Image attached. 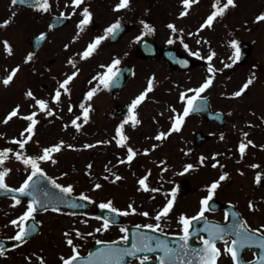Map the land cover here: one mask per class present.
Wrapping results in <instances>:
<instances>
[{
	"label": "rangeland",
	"instance_id": "rangeland-1",
	"mask_svg": "<svg viewBox=\"0 0 264 264\" xmlns=\"http://www.w3.org/2000/svg\"><path fill=\"white\" fill-rule=\"evenodd\" d=\"M117 2L83 0L75 14H70L73 7L70 0L67 6L65 0H49L51 7L47 12L19 8L11 0H0V81L19 65L8 85L0 82V150L8 145L11 137H21L20 133L29 123L23 116L36 111L38 123L32 138L26 143L24 155H41L44 147L63 141L60 150L52 153L56 163L42 161L40 166L47 176L58 183L72 184L74 195L83 192L93 201L90 210L82 216L66 210L35 213L36 221L41 224L40 233L25 245L6 251L4 256H0V264H41V258L44 264H62L61 257L67 258L72 254L71 246L66 243L69 237L79 246L77 251L81 255L87 254L90 247L98 244L97 241L122 242L120 237L126 233H122L120 228L155 223V213L172 198L173 187L177 189L173 207L167 217L162 218L160 225L164 232L182 233L178 222L180 214L188 217L196 215L201 199L207 195V186L224 172L228 176L220 182L213 197L219 203L234 204L252 226L259 228L264 225V182L256 180L257 175L264 180V148L259 147L264 146V20L255 19L264 13V0H234L235 7L229 6L222 17L214 19L211 28L205 26L203 29L200 25L213 11V0H197L183 17L179 15L183 10L181 0H131L130 8L119 12L114 11ZM85 6L92 12L95 21L92 27L87 25L79 30L77 25ZM61 11L71 20L52 31L50 19L60 15ZM118 17L121 25L127 26L121 39L111 44L106 38L92 55L82 59L79 54L87 44L102 35L103 30ZM5 20L9 21L7 25L3 24ZM141 20L153 27L151 34L159 46L168 45L167 41L172 39L171 45L181 52L199 51V56L205 60L187 72H177L161 59L139 58L141 40L136 41L134 37L144 31ZM169 23L175 25L176 32L167 27ZM44 32L49 34V38L35 52L30 44L31 37ZM189 33L192 35L189 36ZM233 39L238 41L239 48L244 43L252 47L243 64L238 60L233 62L235 49L230 43ZM5 41L11 46V54L4 49ZM66 44L67 48L64 47ZM184 44L188 47L185 48ZM30 52L33 57L25 62ZM211 53L215 55L209 61L206 57ZM69 58L75 68L68 63ZM113 59L120 60L117 69L125 64L135 67L134 78L116 96L98 81L92 80L97 73L106 72ZM207 63L212 65L214 72L208 71ZM76 69H79L78 74L67 85L70 93L61 90L59 100L54 101L52 97L60 80ZM208 76H212L214 86L206 96L213 110L226 114L227 123L220 127L206 122L203 117L188 115L179 131L173 130L166 138L156 140L157 132L168 131L172 118L183 112L186 102L178 94L193 95L186 90L198 87ZM252 76L254 79L247 92L233 97L231 93L238 91ZM150 78H154L152 90L134 109L140 123L133 127L131 121L114 116L113 109L130 105L137 95L145 91ZM93 87L98 91L90 101L85 102L92 105L90 119L84 122L81 117L77 121L80 124L77 131L71 120L80 115L79 104ZM29 90L36 98L48 102L53 115L38 110L34 100L26 96ZM17 105L18 115L3 123L5 116ZM122 123L127 139L118 146L113 137L116 127ZM199 129L211 138L196 146L194 137ZM105 140L109 143H96ZM247 140H252L253 145H248L241 156L239 144H247ZM86 144L92 147H84ZM153 145L156 147L153 148ZM127 147L137 153L131 162L126 160ZM145 149L149 150L147 154H144ZM214 163L215 167L212 166ZM89 164L91 168L87 167ZM187 164H192L193 168L184 172ZM253 164L257 167H251ZM3 166L9 169L6 181L12 187H19L30 172V168L15 156L6 159ZM141 177H147L149 189L157 191L143 190L138 184ZM185 180L188 191L180 193ZM96 183L101 185L99 189L94 188ZM109 200L118 209L127 210L132 204L137 211L123 215V223L119 226L110 225L108 229L96 232L95 229L103 221L96 219L95 212L99 203ZM26 207V200L15 204L9 197L0 198L1 237H14L18 229L9 221L21 215ZM145 211L149 213L148 217L140 214ZM204 213L208 218L223 220L222 209ZM74 229L81 233L80 237L75 235ZM221 248L223 257L219 264H232L225 255L224 247Z\"/></svg>",
	"mask_w": 264,
	"mask_h": 264
},
{
	"label": "snow or ice",
	"instance_id": "snow-or-ice-1",
	"mask_svg": "<svg viewBox=\"0 0 264 264\" xmlns=\"http://www.w3.org/2000/svg\"><path fill=\"white\" fill-rule=\"evenodd\" d=\"M11 3L13 5L17 3H29V0H11ZM31 6L34 8L47 12L50 10V3L49 0H30ZM72 7V13L75 14L76 8L83 4V0H70ZM181 3L183 5V10L180 11L179 15L181 17L185 16L189 10V7L192 4L197 3V0H181ZM68 0H65V5L67 6ZM131 6V0H118V2L114 5V11H121L124 9H128ZM229 6L235 7L234 0H213L212 3V9L213 11L206 17V19L203 21V23L200 25V29H203L205 26H208L209 28L212 27L213 21L217 17H222L225 14V11L229 8ZM82 19L79 20L77 28L79 30H83L85 26H87L92 19V12L89 10L87 6L83 7L81 10ZM65 16V13L63 11L60 12V16L57 17V22L60 21L62 17ZM257 21L264 20V13H261L256 16L255 18ZM9 23L8 20L3 21L4 25H7ZM140 24L143 26L144 31H142L139 35L134 37V40L140 41L142 36L145 34V32L151 33L154 31L153 27L149 25L144 20L140 21ZM51 27V25H50ZM169 29H171L173 32H176L177 29L175 25L169 23L167 25ZM122 25L121 20L118 17L113 23L109 24L104 30L102 35H98L94 37V39L89 42L86 46V48L83 50L82 53L79 55L82 59L88 58L92 53L97 49V47L100 45L102 41H104L106 38L114 37L117 33L121 31ZM182 31V30H180ZM199 31V30H198ZM44 33L40 34L39 39L44 38ZM189 36L192 35V33L188 34ZM76 37H73L75 39ZM199 43V41H197ZM168 44H172L173 40L169 39L167 41ZM181 43H183V40L181 39ZM231 46L235 49V55L232 58L233 62L239 59L240 57V48L238 46V41L233 39L230 41ZM65 48L68 47L66 44L64 46ZM184 47L187 48L188 46L184 44ZM4 49L6 52L11 54V46L7 41L4 42ZM191 55L193 56H199V51L192 52ZM215 55V53H211L206 57L207 60L211 61L212 57ZM33 57V53H28L26 57V61L31 60ZM69 64H72L75 68V64L72 61L71 58L68 60ZM180 63H186V61H180ZM120 64L119 59H113L109 65H107V71L103 73H97L95 76L92 77V80H96L99 82V84L103 85L104 88H109L117 81L118 76V69L116 68L117 65ZM230 65H226V67H229ZM101 67H104L103 65ZM19 65L14 67L11 72L5 76L2 81L4 85H8L10 81L13 79V76L18 71ZM79 69H76L75 71L71 72L69 75L66 76V78L59 83V87L55 90V93L52 97L54 101H58L61 96V90H63L64 93L68 94L70 93V89L67 87L69 85L70 81L73 80V78L78 74ZM208 71L210 73L214 72V69L211 64L208 66ZM153 79L150 78L147 82V88L145 91H142L139 95H137L129 105V116L128 120L131 121V124L133 127H135L137 124L140 123V121L137 119V116L135 112L133 111L146 97V93L148 91H151L153 88ZM254 79V76L249 77V79L241 86V88L238 91H235L231 93L233 97L240 96L245 89L248 88V86L252 83ZM91 83V81L89 82ZM212 84V76H208L198 87L194 89H187V92H192L193 95L186 96L184 92H181L180 99L182 101H185V107L183 108V112L180 114H177L174 118H172L171 127L168 131H161L156 134L154 137L156 140H162V138H166L171 131H179L181 128V125L184 121V118L187 117L192 111H200L202 110L205 105L203 103L204 97L200 94L203 93L206 89L210 87ZM98 91V88L93 87L84 95V101H82L79 104V108L81 109L80 115L76 116L74 119L71 120V124L76 128L77 131L80 130V124L77 123V121L81 120V117L83 118L84 122H87L90 119V110L92 108V105L90 103H85L87 101H90L93 97V95ZM26 96L32 98L34 100V103L36 106H38L39 111H44L47 115H53V110L48 107V102L45 99H38L34 96V94L31 92V90L26 92ZM69 111L72 110L71 106H69ZM19 111V105L14 107L4 118L2 121L3 123H7L9 119L12 117H15L18 115ZM172 111L175 113L176 110L173 108ZM37 116V112L33 111L29 113L26 116H23V119L29 121L26 128L20 133L22 139H15L13 138V141L19 145L20 149H24L25 144L28 140H30L34 134V127L38 123V121L35 119ZM127 122V121H126ZM67 127V125H65ZM123 123L118 125L115 129V136L113 139L115 140L116 144L122 145L124 141H126L127 137L123 134ZM25 133H27V136H25ZM245 136H247V133H244ZM63 141H60L59 143L55 145H51L48 147H44L42 149V154L38 156H31V155H23L20 151L13 152L10 148H4L0 150V166H2L5 162V160L8 158V154L10 152H13V155L15 156V159L22 161V163L30 168V172L26 176V178L23 180V182L20 184L19 187H10L5 182V175L9 171L8 168H4L3 171H0V192L4 194L12 193V194H20V195H27L31 197V199L27 202L26 209L22 212L21 215H19L17 218L12 219L9 221L11 225L16 227L18 230L15 232L14 237H11V239H14L16 241L23 242L25 237L28 236L29 232H35L37 231V225L39 222L33 223L31 226V229L26 228V222L30 219H34V213L37 211V206H39L43 210H47L48 206H51L53 201H56L57 203H64L65 198L64 196L57 197L54 193H51L50 191L45 190L43 187H41V180H46L49 184H51L55 189H58L60 193L65 194V196H70L73 192V185L67 184L62 185L60 183H57V181L47 176L44 169L40 166V162L42 161H51L52 163H56L55 159L52 156V153H55L60 150L61 146L63 145ZM97 144H107L109 141H96ZM248 145H253L252 140H247V144L244 142H241L239 144V152L241 156H243L245 149ZM67 147L72 148L73 145H68ZM84 147H92V145H84ZM156 146L153 145V148ZM264 147V146H262ZM148 149L144 150V154L148 153ZM137 153L133 150L131 147H127V157L126 160L128 162H131L133 157ZM201 162H203V157L200 158ZM118 162H124V161H118ZM160 163H164V161H160ZM216 163H219L218 161ZM216 163H214L212 166L215 167ZM88 168H91V164L87 166ZM223 167V165H221ZM251 167L255 168L257 165L253 164ZM193 168L192 164H187L184 168V172H187L189 169ZM63 175V174H62ZM228 176V173L224 172L221 173L219 178L215 181H213L210 185L207 186V195L204 196L201 201V207L199 211L196 213V215L188 217L184 214H180L179 216V224L181 225V232L180 240L182 243L179 244L178 248L169 247L168 243H166L163 240H155L153 241L150 236L145 235L144 233H134L135 240L132 243L131 248L128 247H116L115 242L108 243V246L98 250L95 253H89L87 257H82L80 253L77 251L78 245L73 243V240L69 237L68 233H65L66 237H69L66 239V243L71 246L72 254L69 255L67 258L61 257L62 264H123L124 258L126 256L130 257H136L137 253H153L157 250L161 251L163 253L162 256L156 257V259L159 261V264H175L176 259H182L184 257H191L192 259H189L186 261V264H217V258L219 257L221 250L216 246V241H223L224 242V251L229 253L231 256V259L233 261V264H250V262L243 261L240 256L238 249H243L246 246H251L252 244H257L260 249H264V225H261L259 228L256 229H249L246 222H240V221H234L233 224L228 228H223L218 225H213L212 227H205L203 229L204 232L208 234L207 238L204 236H200V240L202 241V247H189L188 241L190 237V228L193 221H196L198 219H203V214L207 207L209 206V202L213 199L215 190L218 188L221 181H223ZM104 179H107V177H104ZM116 179H119V177H116ZM147 177H141L138 180V184L141 186V188L145 191H157V189H149V186L146 184ZM257 182L260 181V176L257 175L256 177ZM101 185L99 183L94 184L95 189H99ZM176 188L173 187L171 189L172 198H169L167 202L161 207L154 216L155 223H146L142 225L143 228L150 229L153 231L160 230L162 231L160 222L162 218H166L168 213L173 207V200L176 193ZM79 197L82 200L93 202L92 198L89 195H86L85 193L81 192L79 193ZM12 200L15 204H19L20 200L16 195H12ZM72 207H78L79 205L73 203L71 205ZM249 207H252L251 202H249ZM99 208L101 209H108L111 213L117 214V215H128L129 211L132 213H136L137 209L133 207L132 204L128 205L127 210H121L112 205L111 200L107 202H101L99 203ZM52 211H59L58 208L53 207ZM141 215L148 217L149 213L147 211L140 213ZM96 219H103V223L100 227L96 228V232H100L103 230L108 229L110 224L116 223V221L111 217H96ZM86 223V221H85ZM140 227V226H138ZM75 232V235L77 237L81 236V233L78 230H73ZM120 231L122 233H126L127 229L120 228ZM260 233L259 237H254V233ZM91 235V233H89ZM232 236H235V239H231ZM120 239L124 242H127L128 236L124 235L121 236ZM97 243H107L102 241H97ZM5 255V249L2 244H0V256ZM140 261V264H145V262L150 260V257L148 255H141L137 257ZM41 264H44L43 259L41 258ZM258 264H264V253L260 255Z\"/></svg>",
	"mask_w": 264,
	"mask_h": 264
},
{
	"label": "water",
	"instance_id": "water-1",
	"mask_svg": "<svg viewBox=\"0 0 264 264\" xmlns=\"http://www.w3.org/2000/svg\"><path fill=\"white\" fill-rule=\"evenodd\" d=\"M151 42L153 43V44H155L154 43V41L151 39ZM167 51H168V49H165V48H158V47H156V53H155V55H150V56H147L148 58H150V57H166V53H167ZM245 54H244V56L246 57L247 55H249V52H250V50L249 49H246L245 50ZM140 55H142V53H140ZM175 59H177V58H175ZM172 60H174V59H172ZM192 61V64H194V61L193 60H191ZM170 63H171V65H172V67H174V68H177V66H178V63H175V62H172V61H170ZM129 71H131V68L130 67H128L127 69H125V70H123V72H122V76H120L119 78H117V81H118V84H116L115 86H114V88H116V87H118L121 83H123V82H127L128 81V78H129V74H128V72ZM127 73V74H126ZM125 76H126V78H125ZM122 78V79H121ZM116 81V82H117ZM123 112L124 111V109H120L119 110V112ZM206 138V137H205ZM205 138H200V141H199V143L200 142H202V141H204L205 140ZM0 171H2V170H0ZM41 184H44V183H41ZM44 185H46L47 186V188H45V190H47V191H50L51 193H54L57 197H61V196H64V198H65V202L64 203H57L56 201H53V203H52V205L51 206H66V207H72L71 205L73 204V203H75V204H78V203H82L83 204V206L86 208V203L84 202L85 200H82V199H80V198H78V197H72L71 195L70 196H65V194H62V193H60L59 192V190L58 189H55L51 184H44ZM43 187V186H42ZM2 193V192H1ZM8 194H10V195H19V194H12V193H8ZM87 203H88V201H87ZM51 206H48V207H51ZM72 208H75V207H72ZM37 210H40L39 208H37ZM107 212H109V213H111L109 210L107 211ZM112 214H114V213H112ZM115 215H117V214H115ZM32 221H34V219H30L29 221H27L28 223H27V225H26V228H28V229H31V222ZM153 231V230H152ZM37 232H38V230L37 231H35V232H29V234H28V236L27 237H25V239H24V241L23 242H21V241H16V240H1L0 239V244H2L3 246H4V248H7V247H15V246H17V245H19V244H21V243H24L25 241H27L32 235H35V234H37ZM159 233H157L156 231L155 232H153V234H150V232H148L147 234H145V235H147V236H150L151 238H152V240L153 241H155L156 239H155V237L158 235ZM159 237L161 238V239H166V240H168V239H170L169 237H165L164 235H159ZM171 239H175V238H171ZM129 242H131V245L130 246H128V248H131V246H132V243L134 242V240H135V237H130L129 236ZM180 243H182V241L180 240V238H178V240H176V244H177V247L176 248H178L179 247V244ZM188 244H189V247L191 248L192 246H191V244H190V240L188 241ZM108 245H105V244H103V246H101L100 245V247L99 246H97V248L95 247V249L93 250L92 249V251H91V253H95V252H97L98 250H100V249H103V248H105V247H107ZM116 247H126V246H118V245H116ZM138 254V253H137ZM145 254V253H144ZM148 254H150V253H148ZM147 255V254H146ZM189 259H192L191 257H184V258H182V259H176L175 260V263H177L178 262V264H186V261L187 260H189ZM125 262H126V257L124 258V261H123V264H125Z\"/></svg>",
	"mask_w": 264,
	"mask_h": 264
},
{
	"label": "flooded vegetation",
	"instance_id": "flooded-vegetation-1",
	"mask_svg": "<svg viewBox=\"0 0 264 264\" xmlns=\"http://www.w3.org/2000/svg\"><path fill=\"white\" fill-rule=\"evenodd\" d=\"M262 146H263V145H259L260 148H264V147H262Z\"/></svg>",
	"mask_w": 264,
	"mask_h": 264
}]
</instances>
